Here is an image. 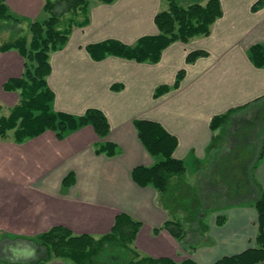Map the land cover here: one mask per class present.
<instances>
[{"label": "crops", "instance_id": "crops-1", "mask_svg": "<svg viewBox=\"0 0 264 264\" xmlns=\"http://www.w3.org/2000/svg\"><path fill=\"white\" fill-rule=\"evenodd\" d=\"M4 1L10 13L24 20L44 4V0ZM206 1L176 2L187 6ZM255 1L220 0L222 15L212 23L209 34L170 43L153 63L116 55L96 60L86 45L108 38L132 44L142 35L157 34L154 16L168 8V0L88 1V23L73 26L67 41L50 52L47 84L54 93V110L80 115L87 108H98L110 130L103 138L91 125L67 131L63 138L52 130L22 142L13 141L11 135L0 138V246L7 252L0 264L32 261L35 253L30 239L54 225L98 238L111 229L119 212L141 221L132 244L140 256L167 257L177 263L190 257L196 264H209L254 246L257 212L251 205L211 211L206 222L201 218L202 230L192 250L185 238L178 241L165 229L154 232L165 220L178 219L175 208L163 200L168 190L161 193L152 185H138L131 170L159 159L139 139L133 123L137 118L157 121L177 138L173 156L184 161L180 179L184 182L192 179L188 170L200 175L205 165L212 164L217 149L230 147L233 140L241 137L260 146L264 66L254 65L248 52L253 44H264V5L253 10ZM193 50H204L206 55L187 62ZM180 69L184 75L178 87L154 96L158 86L174 83ZM22 71L23 58L16 49L0 52V104L16 93L2 90V84ZM244 105L247 108L235 109L223 125L210 127L214 115ZM238 126L251 129L239 133ZM105 141L116 145L113 155L96 152L98 143ZM70 171L74 181L64 187L62 179ZM254 173L264 187V157ZM176 181L173 178L172 183ZM217 215L224 216L220 224ZM44 264L74 263L53 257ZM254 264H264V260Z\"/></svg>", "mask_w": 264, "mask_h": 264}, {"label": "trees", "instance_id": "trees-1", "mask_svg": "<svg viewBox=\"0 0 264 264\" xmlns=\"http://www.w3.org/2000/svg\"><path fill=\"white\" fill-rule=\"evenodd\" d=\"M88 1L44 0L43 8L48 13L46 18L40 21H29L28 33L0 43V52L16 49L23 58L22 74L19 77H11L2 84L3 90L15 91L18 100L10 107L7 114L2 113V104H0V138L11 135L13 141L22 142L45 130H52L58 138H63L67 131L76 130L85 125H91L100 138L107 136L110 126L102 110L91 107L80 115L56 111L52 108L54 93L47 84V76L51 70L50 52L60 48L67 41L73 26H84L88 23ZM100 1L111 2L112 0ZM263 5L264 0H256L252 9L256 10ZM221 15L220 0H207L204 4L194 2L187 6L179 5L176 0H168V8L159 10L154 16V22L158 28L157 34L142 35L132 44L108 38L87 44L86 50L96 60L107 55H116L138 62H157L164 48L170 43L187 42L195 35L209 34L212 23ZM12 20L20 22L22 18L10 13L5 1L0 0V21ZM248 53L254 65L264 66V44H253ZM201 55H206V51H190L186 61L192 62ZM183 75L184 69H180L174 83L158 86L154 96L166 92L171 87H178ZM247 105L236 106L214 115L210 121V127L223 125L235 109L247 108ZM133 123L144 147L159 159L149 166L133 167L132 179L140 186L152 185L161 193L173 187L188 189V184L180 180L186 168L184 161L173 156L177 138L157 121L137 118ZM95 150L98 153L113 155L116 152V145L105 141L98 143ZM225 150V147L217 149L212 155L213 165L219 164V161L225 158ZM262 157H264V136L254 160L247 159V166L241 169L246 177L237 185V191H233L230 196L216 191L209 194L205 200L196 197L197 204H194V210H192L194 215L187 212L188 214L183 216L185 223L193 220L200 225L201 216H203L200 211L205 209L214 211L234 205H251L256 209L255 245L240 253L223 256L209 264H254L264 260V187L254 173ZM173 178L179 179L180 182L177 180L172 183ZM73 181L74 174L70 171L62 179V185L69 186ZM223 221L224 216L217 215L216 222L220 224ZM182 224L183 221L179 218L168 219L160 227H155L154 232L165 229L178 241L183 242L186 230ZM140 226L141 221L126 212L117 213L111 229L98 238L87 233L74 234L66 226L54 225L30 239L35 253L33 264H44L46 260L53 257L69 258L74 264H107L102 263L101 256L106 248L111 246L119 254L118 257L117 254H113L115 258H127V264H196L190 257L177 263L167 257L140 256L132 248ZM127 253L131 256L125 255Z\"/></svg>", "mask_w": 264, "mask_h": 264}, {"label": "rangeland", "instance_id": "rangeland-1", "mask_svg": "<svg viewBox=\"0 0 264 264\" xmlns=\"http://www.w3.org/2000/svg\"><path fill=\"white\" fill-rule=\"evenodd\" d=\"M176 1L179 2L186 0ZM35 13L36 14L32 13L30 17H26L25 20L22 18L20 22H15L13 20L0 21V43L10 40L19 35L28 33L27 24L29 21H40L48 16V13L44 10L43 5L42 8L36 11ZM16 96L17 93H12L11 98H6L5 102H2V113L7 114L10 111L11 102L14 101V98ZM249 108H256V106H249ZM259 108L264 109V106H261ZM255 119L257 118H252L251 121ZM244 129L248 132L250 131L251 126H247V128L243 126H238L237 132L241 133ZM238 139L239 141L233 140L229 144L230 147L226 148V150L224 151L226 156L225 158L219 161V164L205 165L200 175H197V173L192 174L191 169L188 170V178H192L191 180L189 179L190 181H186V183H190L187 186L188 189L173 187L168 191V197L166 199L164 197L163 200L166 201L171 208H175L176 217L182 220V217L185 216L184 214L187 215V212L192 213V210H194V204H197L198 197H200L202 200H205L209 194H213L216 191L230 196L233 191L238 190L237 185H239L240 182H242L246 177L241 171V169L247 166V159L253 161L255 155L258 152V144L246 143L241 139V137ZM178 182H180V180ZM200 213H202L203 215V217L201 216L203 221L206 222L210 219L211 210L205 209L200 211ZM192 215H194V213H192ZM184 224L186 230L185 240L188 243L187 247L192 250L194 249L192 243H195V241H197L202 229L198 225L199 223H195L193 220L188 221V223L184 222ZM4 250L5 249H2L0 246V259L2 260H0V263H4L3 260H5V255L7 254V252ZM113 254H117L114 248L112 246L107 247L101 256V260L103 261L102 263L127 264V258H117L119 254H117V257L115 258ZM125 255L131 256L129 253ZM33 262L34 258H32V261H25L24 263L33 264Z\"/></svg>", "mask_w": 264, "mask_h": 264}]
</instances>
